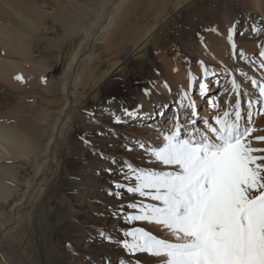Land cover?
<instances>
[{
	"label": "rangeland",
	"instance_id": "obj_1",
	"mask_svg": "<svg viewBox=\"0 0 264 264\" xmlns=\"http://www.w3.org/2000/svg\"><path fill=\"white\" fill-rule=\"evenodd\" d=\"M107 1L35 0L31 4L38 32L30 36L26 61L13 57L20 68L17 76L22 80L17 88L22 94L17 95L16 89H6L10 94L0 89V103L6 99L0 105V122L14 125L22 119L23 138L31 144L32 152L28 162L5 164L13 177L0 174L1 186L8 194L7 203L0 200V223L9 224L0 231V264H103L104 256L110 258L111 264H119L125 253L118 245L88 243L97 227L119 238L121 230L142 226L160 238L172 239L155 225L128 224L113 218L109 206L119 210V205L139 198L126 191H122V199L108 194L111 181L122 179L119 170L112 176L104 172V168L113 165L93 155L92 149L82 143V135L96 149L118 160L127 157L137 166L155 167L152 163L144 164L138 150L125 152L121 147L123 138L160 144L161 131L168 129L174 118L185 124L191 116L185 110L176 112L181 93L186 91L201 100L196 104L202 117L232 112L236 103L232 80L241 86L242 111L247 120V98L242 94L247 90L255 98L256 90L250 81L264 77L258 56L264 34L254 36L250 31L253 25L264 27L259 23L264 20V0H121L110 9L111 22L102 40L90 49V58H78L71 70L66 69L74 52L83 46L85 32L93 31L97 11ZM234 22H239L232 41L235 49L228 40V29ZM103 78L106 80L99 85ZM201 81L209 84L210 99L216 107L208 106V101L200 97ZM64 84L70 105L74 102V108L64 112L71 119L67 144L64 147L62 139L56 137L51 153L45 155L41 152L50 127L64 104ZM145 89L149 95H145ZM112 97L116 98L112 109H118L121 103L129 108L149 103L153 110L148 119L115 126L120 139L98 136V126L86 113L94 111L102 126L112 127L105 114L109 107L105 102ZM163 105H168L167 110ZM256 108L251 144L264 148V141L255 139L264 136V113L255 114ZM160 112L164 113L162 117ZM51 158L50 172L38 174L40 165ZM40 176L41 183L34 188ZM23 194L27 200L11 223L10 207ZM98 212L104 215H97ZM69 244L71 249L66 247ZM137 259L142 264H158L147 255Z\"/></svg>",
	"mask_w": 264,
	"mask_h": 264
},
{
	"label": "snow or ice",
	"instance_id": "obj_2",
	"mask_svg": "<svg viewBox=\"0 0 264 264\" xmlns=\"http://www.w3.org/2000/svg\"><path fill=\"white\" fill-rule=\"evenodd\" d=\"M238 23L234 22L228 29L233 49ZM259 23L264 24V20ZM250 31L259 36L264 34V27L253 25ZM259 47L260 67L264 69V44ZM240 58H244L243 52ZM204 75L207 77V70ZM15 79L19 81L22 77ZM250 82L256 96L251 98L247 90L242 94L247 98L246 122L241 86L232 80V90L236 93L232 112L202 117L194 94L186 91L181 93L179 105L191 113V119L181 124L174 118L170 127L161 131L160 144L123 138L121 147L125 152L138 150L144 164L152 163L155 167L137 166L127 157L118 160L96 149L93 142L82 135V143L92 149L93 155L113 165L104 168V172L112 176L119 170L122 179L111 181L108 194L122 199V191H126L139 198L119 205V210L109 206L113 218L123 219L128 224L155 225L172 238H160L142 226L123 229L118 238L111 231L97 227L88 243L118 245L125 253L119 264H142L137 259L139 255L152 257L158 264H264V148L251 144V134L255 131L251 126L254 106H258L255 114L264 113V77ZM188 87L193 88L191 77ZM144 93L150 94L148 89ZM199 93L208 101V106L216 107L210 99L209 84L199 82ZM105 103L109 106L105 114L112 127L102 126L94 111L86 113L98 126V136L120 139L115 126L148 119L151 115L143 112L142 105L129 108L121 103L118 109H112L115 97ZM162 107L167 110L168 105ZM158 115L162 117L164 113ZM199 124L203 127H198ZM255 139L264 141V136ZM125 208L130 211L125 213ZM66 247L71 249L70 244ZM86 258L91 260V256ZM102 261L111 264L107 256Z\"/></svg>",
	"mask_w": 264,
	"mask_h": 264
},
{
	"label": "bare ground",
	"instance_id": "obj_3",
	"mask_svg": "<svg viewBox=\"0 0 264 264\" xmlns=\"http://www.w3.org/2000/svg\"><path fill=\"white\" fill-rule=\"evenodd\" d=\"M34 1L35 0H0V80H3L0 89H3L2 92L4 93L10 94V91H6V89L9 88L10 90L16 89L17 95L22 92H19L20 89L18 91L19 87L17 85L21 80L18 81L17 79H15V77L18 75V72L20 71V68L18 67V64L14 61L13 57L26 61L28 57L27 48L30 44V36L38 32L39 25L36 20L37 17L32 11L31 5L32 3H34ZM120 1L121 0H118V2L114 4V1L108 0L106 3H104V5L100 6L96 14L95 22L93 23V31L89 30L85 32L83 46L77 48V50L74 52L66 69L68 68V70H71L72 65L76 62L78 58H90V49H92L96 42H99L100 39L102 40L103 35L111 22L112 13L110 12V9L116 8ZM5 5H7V7ZM105 78L99 80V85L106 80ZM203 82L206 83V81ZM184 90H186V88H184ZM61 91L64 97V104L63 106L61 105L62 108L59 110V116L57 120L50 127V132L47 141L43 146V150L41 152L45 155L51 153V150L55 145L56 137L62 139L64 147H66L65 143L67 144L66 133L67 130L70 129L71 119H67L66 117L68 114H64V112L67 111L68 108L72 110L74 108V102L70 105L68 101V87L66 84L62 86ZM4 97H6V94ZM200 101L201 100L195 99L196 103H201ZM5 102L6 99H4L1 103L3 104ZM177 105H179V103ZM143 107L144 110H147L145 113L152 112L153 110L152 105L149 103H146ZM179 107L177 106L176 108L177 113L184 110ZM75 109H77V106ZM62 118H64L65 120ZM188 119H191V116ZM23 130L24 123L22 122V119L19 122H15L14 125H6L5 122H0V174L2 175H5L7 177H13V175L9 173V168H7L8 165L5 164H8L12 161L28 162L31 157V144L23 138ZM52 163V158L50 160H45L37 170L38 174L43 175L45 170L46 174L49 173ZM58 168L59 167H57V169ZM40 178L41 176L35 180L34 188L36 186L39 187L41 180H38ZM31 185L32 183L29 184L28 187L31 188ZM25 196L26 194H23L17 201H15V203L13 202L12 206L10 207L11 223L14 222V220H16L17 218V214L15 212L21 209L23 204H25L27 200V197L25 198ZM7 197L8 194L0 183V200L4 201V203H7ZM120 220L117 219V221L121 222ZM7 225L0 223V231L4 230V227ZM101 252L102 251L98 252L99 256H101ZM98 260L99 258L97 259V261Z\"/></svg>",
	"mask_w": 264,
	"mask_h": 264
}]
</instances>
